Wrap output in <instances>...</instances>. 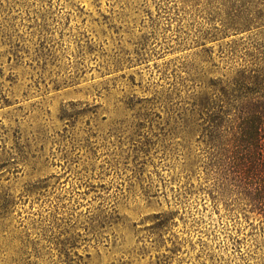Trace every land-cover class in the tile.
<instances>
[{"label": "rangeland", "instance_id": "obj_1", "mask_svg": "<svg viewBox=\"0 0 264 264\" xmlns=\"http://www.w3.org/2000/svg\"><path fill=\"white\" fill-rule=\"evenodd\" d=\"M263 53L264 0H0V264H264L198 126Z\"/></svg>", "mask_w": 264, "mask_h": 264}, {"label": "trees", "instance_id": "obj_2", "mask_svg": "<svg viewBox=\"0 0 264 264\" xmlns=\"http://www.w3.org/2000/svg\"><path fill=\"white\" fill-rule=\"evenodd\" d=\"M241 66L213 87L198 126L214 205L253 231L250 215L264 224V53Z\"/></svg>", "mask_w": 264, "mask_h": 264}]
</instances>
